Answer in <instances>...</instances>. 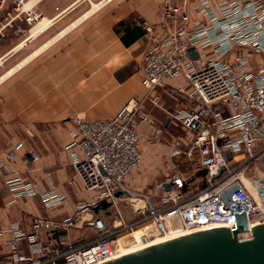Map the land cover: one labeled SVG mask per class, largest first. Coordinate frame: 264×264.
Listing matches in <instances>:
<instances>
[{"label":"built area","instance_id":"built-area-1","mask_svg":"<svg viewBox=\"0 0 264 264\" xmlns=\"http://www.w3.org/2000/svg\"><path fill=\"white\" fill-rule=\"evenodd\" d=\"M26 1L0 0V36L12 20L38 22V13L31 7L24 10ZM161 3L157 26L144 24L150 45L140 62L141 83L153 92L182 80L176 91L186 94L192 108H177L169 118L185 131L188 154L198 151L206 186L186 195L182 191L185 181L173 172L155 183L149 193L138 195L143 205H135V217L126 221L120 209L125 197L122 182L142 160L139 122L149 124L152 137L157 138L160 130L145 113L144 101L135 96L108 119L73 115L65 149L81 184L92 192L90 200L79 202L73 215L61 220L34 218L31 231L22 229L19 222L2 228L0 237L9 238L4 240L7 251L0 264H96L121 256L127 252L125 247L134 251L148 246L156 235L169 229L178 236L218 225H228L232 231L236 229L234 214L239 212L245 213L248 230L238 233L237 238L248 239L251 225L264 220L261 198L249 193L242 178L254 164L264 170V0ZM16 32L23 30L18 26ZM190 48L196 57L187 54ZM148 101L156 106V93ZM22 144L18 142L3 153L4 157L0 155V169L8 171ZM29 155L33 160L38 158L32 150ZM166 183L169 190L164 188ZM233 184L238 189L225 203L221 194ZM5 185L10 191L9 204L20 197L37 196L45 208H53L64 200L56 189L41 190L17 174H8ZM104 207L112 208L111 222L98 216ZM86 215L92 218L81 226L93 230L89 239L76 243L56 238L58 233L76 230ZM139 227L144 231L135 237L132 233ZM126 232L131 239L125 246L118 238Z\"/></svg>","mask_w":264,"mask_h":264},{"label":"crops","instance_id":"crops-1","mask_svg":"<svg viewBox=\"0 0 264 264\" xmlns=\"http://www.w3.org/2000/svg\"><path fill=\"white\" fill-rule=\"evenodd\" d=\"M100 2L98 9L77 21ZM161 2L37 0L30 7L40 15L38 22L12 20L4 29L0 36V60L8 62L6 71L24 63L0 82L9 79L8 84L0 86V114L7 120L16 117L24 120L30 126V136L29 140L16 139L6 146L0 135L1 156L16 143H23L15 161L8 164V171L0 169V230L19 222L22 229L31 231L34 218L61 220L72 216L79 202L90 200L92 192L81 184L65 149L73 115L108 119L135 96L144 101L153 122L163 118L166 126L167 121L175 123L169 118L171 111L192 108L193 102L186 100V94L176 91L181 79L153 92L145 90L141 83L140 62L150 45L144 24L157 26ZM42 20L48 23L35 36H30V30ZM18 26L22 33L16 32ZM155 93L159 104L151 107L148 98ZM7 94L6 98L1 97ZM148 131L149 124L139 122L138 144L143 153L147 149L143 141ZM174 145L176 150L168 144L159 145V154L150 161L154 166L136 170L127 181L128 188L137 189L146 183L149 193L155 183L173 172L180 173L185 181L184 194L192 195L204 188L205 170L198 165V151L188 154L187 136ZM30 150L38 155L37 159L31 158ZM8 174L33 181L41 190L54 188L64 195V200L53 208H45L37 196L20 197L9 204L10 191L5 185ZM127 186H124L125 196L130 195ZM111 210L104 207L98 216L111 222ZM91 235L92 229L81 226L68 233H58L56 238L77 243ZM8 238V235L0 237V257L7 251L4 240Z\"/></svg>","mask_w":264,"mask_h":264},{"label":"water","instance_id":"water-1","mask_svg":"<svg viewBox=\"0 0 264 264\" xmlns=\"http://www.w3.org/2000/svg\"><path fill=\"white\" fill-rule=\"evenodd\" d=\"M187 54L196 57L193 48ZM258 182L256 192L264 206V182ZM164 188L169 190L170 184H164ZM237 189L238 185L233 184L224 190L223 201L227 203ZM234 217L236 229L232 231L228 225L201 228L96 264H264V220L251 225L248 239H238L237 234L247 231L248 225L244 212ZM91 218L92 215L83 216L77 227Z\"/></svg>","mask_w":264,"mask_h":264},{"label":"rangeland","instance_id":"rangeland-1","mask_svg":"<svg viewBox=\"0 0 264 264\" xmlns=\"http://www.w3.org/2000/svg\"><path fill=\"white\" fill-rule=\"evenodd\" d=\"M7 65L8 62L6 61H2L0 60V76L2 75L3 72H5L7 70ZM9 79L5 80L1 85L4 84H8ZM8 96L7 95H2L1 97L6 98ZM159 98V97H158ZM159 104V101H158ZM148 105H150L152 107V104L149 103ZM145 105V113L149 114L148 112V107ZM153 107H156L153 105ZM1 113V111H0ZM150 116V114H149ZM151 118V116H150ZM164 119H160L158 122H156V127L160 130L159 135L157 136V138L152 137L150 135V131H148V135L147 138L143 141V145L147 148L146 151H144L145 153H143L141 151V146L139 145V149L140 152H142V160L141 163L134 169V171H132L125 179H124V186H127V181L129 179V177L131 175L134 174V172L137 170V172L140 169H143L144 167L149 168V166H154L150 161L151 159H153L154 156H157L159 154L158 152V146L159 145H169V147L175 149V145L174 143L176 141H178V139H184L185 136V131L183 130L182 126L177 122V123H171L167 121L166 126H165V122L163 121ZM0 135L1 137H3V141H5V143L7 144L6 146L11 145V143L14 142V140L16 139H27L29 140V136H30V126L26 125L24 123V120H22L19 117L13 118V119H8L4 118L3 116H1L0 114ZM242 178L244 179V181L247 183V188L250 194H253V192L256 193V190H253L254 188L251 186V184L249 183L250 179H263L264 180V170L259 167V165L254 164L252 167L246 169L243 174H242ZM143 181V180H142ZM145 183V181H143ZM127 190L129 191L128 196H125L123 198V200L120 202L121 205H123L121 208V211L124 214V218L126 221H130L135 217V212L133 211V207L136 206H141L143 205V200L140 199L138 197V194H147L148 193V186L146 185V183L144 184L143 187H139V188H135V189H131L128 188L127 186ZM253 190V191H252ZM254 196V194H253ZM124 203V204H123ZM147 225L149 226L150 223H147ZM137 230V231H136ZM135 232L136 233H132V235H137L140 234L142 231H144V229H142L141 227L136 228ZM130 232L129 233H123L121 234V236H119L118 238V242L122 245H128L130 242ZM125 241V242H124Z\"/></svg>","mask_w":264,"mask_h":264},{"label":"bare ground","instance_id":"bare-ground-1","mask_svg":"<svg viewBox=\"0 0 264 264\" xmlns=\"http://www.w3.org/2000/svg\"><path fill=\"white\" fill-rule=\"evenodd\" d=\"M35 1H37V0H28V1H26L25 4H24V6H23V7H24V10H25V9H29L30 6H31ZM100 4H101V2H100L99 4L94 5V6L90 9V11H88L87 13H85L84 16H81L79 19H77V21H79V20H81L82 18H84V17H85L87 14H89L90 12H92V11L98 9L99 6H100ZM77 21H76V22H77ZM76 22H75V23H76ZM47 23H48V21H46V20H42L39 24L35 25V26L30 30L29 35H30V36H35L37 33H39V31H41V29H42ZM23 63H24V61H22L21 63H19L17 66L13 67L11 70H8V71H6L4 74H2V75L0 76V82H1L2 80H4L6 77H8L9 75H11L12 72H13L18 66L22 65ZM246 184H247V183H246ZM253 190H256V188H254ZM253 190H252V191H253ZM253 194H254L253 197H255L256 199L259 198L257 192H256V193L253 192ZM253 194H252V195H253ZM177 234H178V233L174 232L172 229H169V232H165L164 235H161V236L156 235V236L151 240L152 242H151L149 245H151V244H153V243L160 242V241L165 240L166 238H169V237L178 236ZM137 235H138V234H137ZM137 235H136L135 237H137ZM124 242H125V241H124ZM149 245H148V246H149ZM123 249H124L125 251H127V252H130V251H131V248H129V247H125V248H123ZM125 253H126V252H125Z\"/></svg>","mask_w":264,"mask_h":264},{"label":"flooded vegetation","instance_id":"flooded-vegetation-1","mask_svg":"<svg viewBox=\"0 0 264 264\" xmlns=\"http://www.w3.org/2000/svg\"><path fill=\"white\" fill-rule=\"evenodd\" d=\"M258 181H261V182H263L264 180L263 179H250L249 180V183L251 184V186L253 187V188H256V185H258L259 184V182Z\"/></svg>","mask_w":264,"mask_h":264}]
</instances>
